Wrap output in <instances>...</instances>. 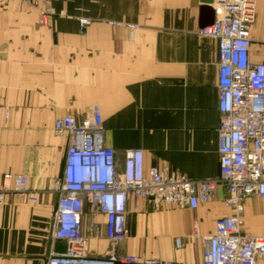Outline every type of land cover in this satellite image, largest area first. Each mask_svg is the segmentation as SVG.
Listing matches in <instances>:
<instances>
[{
	"label": "crops",
	"instance_id": "1",
	"mask_svg": "<svg viewBox=\"0 0 264 264\" xmlns=\"http://www.w3.org/2000/svg\"><path fill=\"white\" fill-rule=\"evenodd\" d=\"M205 5L201 0H0V187L7 172L28 174L39 195L34 203L10 193L0 205V264H45L51 250L67 248L52 235L55 185L68 144L54 124L67 114L82 120L98 105L105 144L116 149L121 166L125 151L136 148L144 153L146 170L167 165L195 179L220 178L219 45L199 33L211 21ZM81 18L92 22L83 28ZM250 56L252 62L264 61V0H257ZM228 197L221 183L216 197L196 209H155L132 198L129 232L116 252L202 264L196 224L202 235L214 232L216 220L233 213ZM262 206L264 197L243 199V232L264 235ZM83 230L90 256L111 249L106 215L89 205ZM177 238L183 239L181 248Z\"/></svg>",
	"mask_w": 264,
	"mask_h": 264
},
{
	"label": "built area",
	"instance_id": "2",
	"mask_svg": "<svg viewBox=\"0 0 264 264\" xmlns=\"http://www.w3.org/2000/svg\"><path fill=\"white\" fill-rule=\"evenodd\" d=\"M8 1L12 0H2ZM212 6L215 19L199 33L217 39L219 45L220 178L195 179L167 165L146 170L144 153L136 148L125 151L121 166L116 149L105 144L98 105L82 120L73 114L58 118L55 133L67 135L68 144L62 174L55 185L58 200L52 235L66 241L67 248L63 252L51 250L45 264H172L116 252L117 243L129 232V201L144 199L155 209L163 205L196 209L216 197L221 183L227 187V204L233 213L219 217L210 234L202 235L196 224L194 237L204 245L202 264L264 262V235L243 232L242 207L244 198L264 197V61L252 62L250 56L257 0H215ZM80 21L83 28L92 22L89 18ZM10 193L39 201L38 193L30 188L28 174L3 175L0 205ZM87 205L106 215L105 235L111 249L99 256L88 254L89 238L83 230ZM95 233L102 235L103 231L96 227ZM175 243L181 248L183 239L177 238Z\"/></svg>",
	"mask_w": 264,
	"mask_h": 264
},
{
	"label": "water",
	"instance_id": "3",
	"mask_svg": "<svg viewBox=\"0 0 264 264\" xmlns=\"http://www.w3.org/2000/svg\"><path fill=\"white\" fill-rule=\"evenodd\" d=\"M203 3H205L206 5L204 6V13L205 14H210V23L212 24L215 18V10L212 7L213 3L215 2V0H201ZM62 169H63V165H62Z\"/></svg>",
	"mask_w": 264,
	"mask_h": 264
},
{
	"label": "rangeland",
	"instance_id": "4",
	"mask_svg": "<svg viewBox=\"0 0 264 264\" xmlns=\"http://www.w3.org/2000/svg\"><path fill=\"white\" fill-rule=\"evenodd\" d=\"M262 210L264 211V206H262Z\"/></svg>",
	"mask_w": 264,
	"mask_h": 264
}]
</instances>
